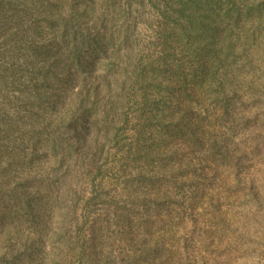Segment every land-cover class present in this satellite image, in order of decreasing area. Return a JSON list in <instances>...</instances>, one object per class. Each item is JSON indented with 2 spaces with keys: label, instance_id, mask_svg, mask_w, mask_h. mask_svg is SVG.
<instances>
[{
  "label": "rangeland",
  "instance_id": "obj_1",
  "mask_svg": "<svg viewBox=\"0 0 264 264\" xmlns=\"http://www.w3.org/2000/svg\"><path fill=\"white\" fill-rule=\"evenodd\" d=\"M161 3L0 0V264H264V0Z\"/></svg>",
  "mask_w": 264,
  "mask_h": 264
},
{
  "label": "trees",
  "instance_id": "obj_2",
  "mask_svg": "<svg viewBox=\"0 0 264 264\" xmlns=\"http://www.w3.org/2000/svg\"><path fill=\"white\" fill-rule=\"evenodd\" d=\"M161 2H162L161 8L163 9L165 8L166 11L171 12L169 16H167L166 13L164 14L165 17L164 16L163 17L165 19L174 20L175 25H178L180 20L183 21V24H184L183 31L179 33L178 37H186L189 39L191 34L194 33V37L196 39H201L202 41H206L208 38L204 33H206L207 30L210 33L212 31L217 30L219 27V25L213 24L218 19L217 18L218 17L217 8L220 7L222 3H226V4H229V9L231 10L230 7H234L235 0H161ZM261 4L262 3H258L255 6V9L259 13H261L264 10ZM201 9H204V11H201ZM172 12H174V15L172 14ZM202 12H204L203 16L201 15ZM187 21L190 23L189 30L186 25ZM208 21H210V23L207 29L205 22H208ZM226 28L233 31L230 28V26H227ZM175 31H176L175 35L177 36L178 29L175 28ZM217 35L218 33L216 34L211 33V36H213L214 40L210 44L211 48L208 51L205 50V54L208 56L209 61L201 62V64L198 65L197 69L193 70V76H194V79L198 73H200V75L205 74V75L210 76L211 78L207 82V85L208 87L209 85L211 87L214 86L215 90L209 89L205 92L208 93V95H214L215 100L217 102L219 101L222 102L224 107L226 108V106L228 105L230 101H234V100L241 98L242 97L241 93L247 94V91L242 92L241 89L239 90V88L237 87V83L233 81V78L228 73L224 77L225 79L223 81H220V79H218L219 77L217 75H214L215 74L214 64L217 61V59L214 57H215L217 49H213L212 47H214L213 44L215 43L218 44V47H221L220 42L215 40ZM92 45L94 46L93 48L94 53H98L99 51L101 52L105 51L103 47L98 45L95 41H94V44ZM228 48L231 50L233 46L229 45ZM203 50L204 48H199V49H196L194 52L198 54L200 51H203ZM211 54H213V56ZM211 60H212V63H211ZM132 71H129V73H132ZM133 73H135V71ZM131 78H133L132 75H131ZM202 84H203V81H201L200 85ZM249 93H252V92H249ZM224 114L225 115L229 114L227 108H226V112L224 111ZM214 146H218V143L216 142ZM224 156H223L222 161L225 160L227 161L228 164H231L233 160L232 158H229L227 152L224 153ZM235 175L237 178H239L238 172L235 173ZM249 192L254 194V191L252 189H249ZM157 201L159 200L158 199L152 200V203L154 204L155 209L158 210L159 204L157 203ZM135 205L137 204H134L133 208L135 207Z\"/></svg>",
  "mask_w": 264,
  "mask_h": 264
}]
</instances>
